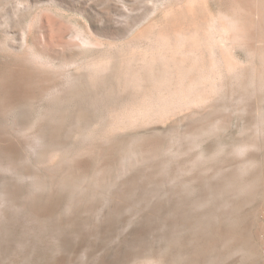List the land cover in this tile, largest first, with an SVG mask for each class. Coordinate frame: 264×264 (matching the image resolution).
Instances as JSON below:
<instances>
[{
    "label": "rangeland",
    "instance_id": "374dc122",
    "mask_svg": "<svg viewBox=\"0 0 264 264\" xmlns=\"http://www.w3.org/2000/svg\"><path fill=\"white\" fill-rule=\"evenodd\" d=\"M263 59L264 0H0V93L72 79L4 115L0 264H264Z\"/></svg>",
    "mask_w": 264,
    "mask_h": 264
},
{
    "label": "bare ground",
    "instance_id": "6f19581e",
    "mask_svg": "<svg viewBox=\"0 0 264 264\" xmlns=\"http://www.w3.org/2000/svg\"><path fill=\"white\" fill-rule=\"evenodd\" d=\"M225 17V16H224ZM228 20H231V19H228ZM229 22V21H228ZM230 24H231V21H230ZM230 24H228V25H230ZM232 25V24H231ZM231 25H230V27H231ZM233 26V25H232ZM229 27V28H230ZM235 27H236V25H235ZM227 28H228V26H227ZM229 28H228V30H229ZM226 29V28H225ZM231 29V28H230ZM236 29V28H235ZM234 31V30H233ZM236 31V30H235ZM224 33V32H223ZM84 35V34H83ZM78 40L80 41V43L81 44H83V45H85V47H86V45L88 44H90L91 45V39L90 38H86L85 36H81V35H79L78 34ZM235 39V38H234ZM77 40V41H78ZM100 43H102V42H100ZM81 46V45H80ZM85 51V50H84ZM104 52V51H103ZM33 55V54H32ZM37 54H35V56H30L29 55V57H26L25 58V56H24V59H26V61H30V62H33V64H34V62L35 63H38V67H40V68H42V65L44 64V62L45 61H43V63L41 62V64H40V62H38L39 61V57L38 56H36ZM104 56V55H103ZM110 59V58H109ZM108 59V60H109ZM94 60V59H93ZM102 60H104V59H102ZM101 59H96L95 61H92V62H89V64H88V62H86V64H81V65H85V69L87 68L88 69V67L89 66H92V68H98V70L100 69L99 67L101 66V68H103V67H105V65L106 64H104V66H102V61ZM108 60H107V63H108ZM264 60V59H263ZM25 61V62H26ZM74 61V60H73ZM110 61V60H109ZM77 61H75V63H76ZM67 63V62H66ZM65 63V64H66ZM74 63V64H75ZM46 64V63H45ZM67 64H69V63H67ZM65 65V66H68V65ZM110 63H108V65H109ZM36 65V64H35ZM88 65V66H87ZM107 65V66H108ZM37 67V66H36ZM60 67V66H59ZM68 67H70V65L68 66ZM72 67H74V66H72ZM79 67H82V66H80V64H78V67L77 68H79ZM111 67V66H110ZM16 68V67H15ZM55 68V67H54ZM63 68V67H62ZM91 68V67H90ZM108 68H109V66H108ZM64 69V68H63ZM81 69V68H80ZM263 69V68H262ZM49 70V69H48ZM57 70V69H56ZM65 70V69H64ZM67 70V69H66ZM89 70V69H88ZM91 70V69H90ZM89 70V71H90ZM58 71V70H57ZM78 71V70H77ZM100 72H101V70H99ZM99 71H97V72H99ZM102 71H106V70H102ZM126 71V70H125ZM37 72H38V70H37ZM50 71H45L44 69L43 70H40L39 71V73H38V75L37 76H39V80L41 81H39L37 84H39V86L38 87H33L32 89H30V91H28V93L26 94V95H7V93L8 92H6V95H3V94H1L0 93V170H12V169H14V168H16L15 167V159L13 160V157H14V155L15 154H17V152L18 151H20L21 150V147H22V145L24 144V141L22 142V140H21V138L23 137L22 135H21V129L20 130H18V129H16L18 126H16V128L13 126V124H12V122H11V126L10 125H8L7 124V122L4 120V115L6 114V112H7V114H8V112L9 111H14V110H16L17 108H19L23 103H25V102H30V101H38V102H40L41 100L44 102V100L47 98H50L49 99V101H51L50 103H48L47 105L45 104L44 106L43 105H40V107H44V109H46V111L43 113V118H45V119H48V117L50 118L51 116H50V113L51 112H53V111H51V112H49V110L51 109V108H53V110H56V112H55V114H59V116L57 117V119H59V121H61V123H66V117L64 116V113L63 112H65L64 111V109H65V107H66V101H68L69 99L67 98L66 99V95L64 94V88L66 89V86L68 85L67 83H70L71 82V80H69V79H66V81H70V82H67V83H60V84H54V86H53V82L55 81V76L53 77L54 78V81H53V78H52V75H51V72L49 73ZM59 72H62V71H59ZM68 72V71H67ZM69 72H70V70H69ZM99 72V73H100ZM256 72V71H255ZM96 73V72H95ZM99 73H98V75H99ZM103 73V72H102ZM56 74V73H55ZM61 74V73H60ZM69 74V77L71 78V74L72 73H68ZM94 74V73H93ZM117 74V73H116ZM126 74V73H125ZM97 75V74H96ZM95 75V76H96ZM124 75V74H123ZM260 75V74H259ZM63 76V75H62ZM114 76V75H113ZM116 76H118V75H116ZM125 76V75H124ZM68 78V75H67V73H66V76H65V78ZM97 77V76H96ZM119 77H121V76H119ZM254 77V76H253ZM64 78V79H65ZM72 78H73V75H72ZM113 78V77H112ZM116 78V77H115ZM118 78V77H117ZM126 78H129V77H125V79ZM256 78V77H255ZM260 78H262V77H260ZM38 79V78H37ZM120 80V79H119ZM36 81H38V80H36ZM64 81V80H63ZM126 81V80H125ZM56 82V81H55ZM116 82V81H115ZM259 82V81H258ZM261 82V81H260ZM3 83V82H2ZM1 84V83H0ZM65 84H66V86H65ZM70 84H72V83H70ZM70 84L68 85V86H70ZM129 84H130V82H129ZM53 86V87H52ZM65 86V87H64ZM67 86V87H68ZM94 87V86H93ZM68 89H66V91H67ZM22 92V91H21ZM112 92V91H111ZM12 93V92H11ZM69 93V92H68ZM128 93V92H127ZM83 96V95H82ZM86 96H87V94H86ZM144 96V95H143ZM90 97V96H89ZM92 97V96H91ZM109 97V96H108ZM150 97V96H149ZM86 98V97H85ZM117 98V97H116ZM114 99V98H113ZM71 100V99H70ZM82 100V99H81ZM90 100H93L92 98L90 99ZM73 101V100H72ZM84 101V100H83ZM94 102L93 103H95L96 104V100L94 99L93 100ZM46 102V101H45ZM69 102V101H68ZM84 102H86L87 103V101H84ZM92 102V101H91ZM101 102V101H100ZM119 102V101H118ZM129 102V101H128ZM34 103H37V102H34ZM69 103H71V101L69 102ZM73 103H75V101H73ZM88 103H90V102H88ZM99 103V102H98ZM30 104V103H29ZM28 104V105H29ZM80 104V103H79ZM82 104V103H81ZM100 104V103H99ZM132 104V103H131ZM94 105V104H93ZM98 105V104H97ZM103 105H105V104H103ZM127 105H129V103L127 104ZM139 105V104H138ZM77 105H75V107H76ZM137 106V105H136ZM142 106V105H141ZM130 107V106H129ZM139 107V106H138ZM32 108V107H31ZM137 108V107H136ZM22 109V108H21ZM40 109H42V108H40ZM44 109H42L43 111H44ZM114 109V108H113ZM117 109H119V108H117ZM124 109V108H123ZM126 109V111H127V109L128 108H125ZM130 109V108H129ZM128 109V110H129ZM140 109V108H139ZM142 109V108H141ZM42 110H40V112L42 111ZM52 110V109H51ZM86 110V109H85ZM42 111V112H43ZM111 111V110H110ZM124 111L125 110H123V112L122 113H124ZM136 111V110H135ZM14 112H16V111H14ZM13 112V114H16V113H14ZM78 112V111H77ZM129 112V111H128ZM9 113H11V112H9ZM21 113V112H20ZM72 113H73V111H72ZM40 114V113H39ZM54 114V113H53ZM70 114V113H69ZM10 115V114H9ZM17 115V114H16ZM21 115V114H20ZM24 115V114H23ZM108 115V114H107ZM6 116V115H5ZM40 115H38V117H39ZM134 116V115H133ZM11 116H9L8 118H10ZM37 117V118H38ZM7 118V119H8ZM36 118V119H37ZM123 118V117H122ZM133 118V117H132ZM6 119V118H5ZM33 119V118H32ZM45 119H42V120H45ZM42 120H40V121H42ZM88 120V119H87ZM128 120H129V118H128ZM8 121V120H7ZM34 121V120H33ZM50 123H47L45 126L46 127H48L53 121H54V117H51L50 118ZM89 121V120H88ZM261 122V121H260ZM37 123V122H36ZM60 123V124H61ZM111 123H113V122H111ZM38 124H39V122H38ZM36 125V124H35ZM44 124H39L38 125V127H35V128H37V130H38V132L40 133L41 132V130H44L45 129V126H43ZM62 125V124H61ZM73 125V124H72ZM71 125V126H72ZM37 126V125H36ZM53 126V125H52ZM56 126V125H55ZM54 126V128L56 129L57 127H55ZM60 125H58V127H59ZM21 128V127H20ZM52 129V128H51ZM58 130H60L59 128H57ZM50 130V129H49ZM53 130V129H52ZM27 131V130H26ZM47 132V131H46ZM96 132V131H95ZM27 133V132H26ZM48 133V132H47ZM22 134H24V133H22ZM20 135L22 136V137H20ZM56 135V134H55ZM54 135V136H55ZM5 136H8V137H5ZM26 136V135H25ZM25 136H24V138H25ZM43 136H44V134H43ZM49 140L51 141V140H53L54 141V138H53V135L50 133L49 135ZM4 138H7V140H8V138L10 139L8 142H9V144L7 143V140L6 139H4ZM32 139H33V143L32 144H30V147L32 148V149H36V147H38L37 145H38V143L40 142V140H41V135H39L38 133H34L33 135H32V137H31ZM53 138V139H52ZM23 139V138H22ZM55 139H56V136H55ZM110 139V138H109ZM4 140H6V143H7V145L8 146H6L5 145V143H4ZM48 140V139H47ZM48 140V141H49ZM49 141V142H50ZM56 141H57V139H56ZM55 141V142H56ZM51 143H52V141H51ZM7 147H5V146ZM113 145V144H112ZM24 146V145H23ZM38 149V148H37ZM241 149H243V148H241ZM31 150V149H30ZM90 150V149H89ZM33 151V150H32ZM98 151V150H97ZM169 151V150H168ZM74 157V156H73ZM53 159V158H52ZM16 160H17V157H16ZM63 160V159H62ZM52 161V160H51ZM22 162H24V161H22ZM63 163V162H62ZM18 165V164H17ZM17 169V168H16ZM16 169H14V170H16ZM14 170H12V171H14ZM95 170V169H94ZM11 171V172H12ZM9 172V171H8ZM17 172V171H16ZM95 172V171H94ZM10 173V172H9ZM35 177V176H34ZM62 179V178H61ZM78 179V178H77ZM50 181V180H49ZM54 181V180H53ZM62 181V180H61ZM80 181H82V180H80ZM48 184V183H47ZM53 184V183H52ZM245 184V183H244ZM49 187V186H48ZM248 187V186H247ZM63 188V187H62ZM38 189V188H37ZM234 189V188H233ZM240 189L242 190V191H244L245 190V188H244V186H241L240 187ZM4 190H5V188H4ZM12 190V189H11ZM239 190V189H238ZM7 191V190H6ZM4 194H5V192H4ZM34 194V193H33ZM251 195V194H250ZM1 197V196H0ZM2 198H3V195H2ZM11 198V197H10ZM5 199V198H4ZM11 201H13L12 199H10ZM3 201V200H2ZM2 201H1V198H0V205H1V203H2ZM8 202V201H7ZM27 202V201H26ZM247 202V201H246ZM13 203V202H12ZM3 204V203H2ZM28 205V204H27ZM2 206H4V205H2ZM226 206V205H225ZM25 208V207H24ZM0 209H1V207H0ZM17 212V211H16ZM1 216H2V214H1ZM1 218V217H0ZM33 219V218H32ZM34 220V219H33ZM230 221V220H229ZM35 222V221H34ZM1 225V224H0ZM186 226V225H185ZM254 227V226H253ZM256 230V229H255ZM260 231V229H257L256 231H255V235L257 236V238L258 239H260V238H262V237H259V235H260V233H261V231ZM261 240V239H260ZM263 249V248H262ZM264 250V249H263ZM262 250V251H263ZM154 264V263H153Z\"/></svg>",
    "mask_w": 264,
    "mask_h": 264
},
{
    "label": "built area",
    "instance_id": "2783aa9c",
    "mask_svg": "<svg viewBox=\"0 0 264 264\" xmlns=\"http://www.w3.org/2000/svg\"><path fill=\"white\" fill-rule=\"evenodd\" d=\"M262 238H263V242H264V220H263V232H262Z\"/></svg>",
    "mask_w": 264,
    "mask_h": 264
}]
</instances>
